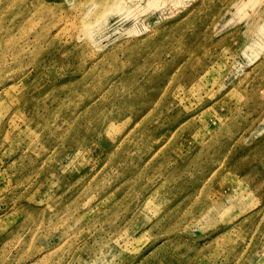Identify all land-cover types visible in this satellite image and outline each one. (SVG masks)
<instances>
[{
  "label": "rangeland",
  "instance_id": "obj_1",
  "mask_svg": "<svg viewBox=\"0 0 264 264\" xmlns=\"http://www.w3.org/2000/svg\"><path fill=\"white\" fill-rule=\"evenodd\" d=\"M0 264H264V0H0Z\"/></svg>",
  "mask_w": 264,
  "mask_h": 264
}]
</instances>
